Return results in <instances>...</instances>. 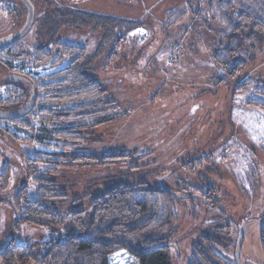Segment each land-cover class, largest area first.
I'll list each match as a JSON object with an SVG mask.
<instances>
[{
    "label": "rangeland",
    "instance_id": "1",
    "mask_svg": "<svg viewBox=\"0 0 264 264\" xmlns=\"http://www.w3.org/2000/svg\"><path fill=\"white\" fill-rule=\"evenodd\" d=\"M68 1L27 0L33 24L23 39L24 51L31 54L39 43L54 54V44L85 47V72L103 85L117 109L108 123L87 129L85 144L65 152L64 144L52 139V127L31 115L23 120L26 129L0 121L4 130L26 140L16 142L9 133H0V173L5 166L11 169L9 186L2 189L0 181V251L11 240L39 246L77 235L67 223L57 230L23 224L16 229L14 195L22 187L31 199L38 192L26 177L24 154L43 149L66 154L67 162L53 178L67 196L66 203L55 205L64 217L79 210L89 217L92 197L112 186L143 184L158 190L163 183L181 196L174 204L177 231L171 239V264H189L193 246L204 237L220 244L214 248L220 263L235 264L238 228L245 220L240 262L264 264V114L247 105L256 99L252 90L234 94L245 80L264 88V41L254 52L244 46L239 59L245 60V69L234 80L216 85L214 77L225 78L212 54L223 41L224 26L209 13L205 0ZM94 15V23H87ZM0 17L2 37L12 24ZM13 18L19 22V16ZM116 18L124 23L111 25L109 20ZM114 51L116 58L111 56ZM12 64V75L0 67V98L7 95L6 82L27 88L31 84L21 76L50 75L67 60L56 67L20 60ZM46 130L49 137L40 145L38 136L48 135ZM122 154L131 157L102 164L108 161L103 158ZM78 155L97 162L88 167L71 164ZM44 251L35 248L36 254ZM106 264L136 262L127 252H117Z\"/></svg>",
    "mask_w": 264,
    "mask_h": 264
},
{
    "label": "trees",
    "instance_id": "2",
    "mask_svg": "<svg viewBox=\"0 0 264 264\" xmlns=\"http://www.w3.org/2000/svg\"><path fill=\"white\" fill-rule=\"evenodd\" d=\"M205 1L212 17L224 26L223 41L212 54L213 62L225 78L214 77L213 81L216 85H222L234 80L245 69V60L239 59L244 46L254 52L264 41V0ZM95 16H91L87 23H94ZM96 19L95 23L100 21ZM85 23L83 20L80 25ZM109 23L116 25L124 22L116 18L110 19ZM119 46L120 42L117 41L115 51ZM51 48L57 52L54 54L43 46L32 50L31 54L16 51L15 59L27 61L36 67L46 64L56 67L65 60L67 64L50 75L36 79L21 76L29 80L31 85L27 88L22 87L21 83L17 85L14 80L6 82L7 95L0 98V120L17 129H26L28 127L23 120L31 115L42 126L52 127V139L63 143L62 151L65 152L74 149L77 144H85L87 129L108 123L117 107L108 99L103 85L85 72L89 59L85 47L60 43ZM115 51L111 54L114 58L117 55ZM4 69L13 74L10 67ZM250 90L256 99L248 100L247 105L264 114V88L260 84L245 80L234 89V94L246 95ZM2 132L9 133L16 142L26 141L0 127ZM46 132L48 135L38 136L40 145L42 140L49 137V131ZM24 155L26 177L36 183L38 192L31 199L26 188L22 187L14 195L13 202L19 213L16 229L23 224L50 226L57 230L67 223L77 235L63 242L50 240L39 246L31 243L21 246L11 240L0 251L1 264H106L109 257L117 252H127L136 264H171V239L177 231L174 228V204L180 198L162 189H145L143 184L116 185L92 197L89 217L83 210L70 212L64 217L55 210V205L66 203L67 196L59 192L53 178L67 162L66 154L42 149L32 155ZM134 155L137 156V153ZM130 157L122 154L103 158L108 161L102 164H111L115 160L122 163ZM69 162L88 167L95 164L97 158L78 155ZM10 175L11 169L5 166L0 173L2 189L9 186ZM175 193L179 195V192ZM261 226L260 246L264 253V220ZM218 245L211 237L201 238L192 248L189 264H222L214 251ZM36 247L45 249L44 253L36 254Z\"/></svg>",
    "mask_w": 264,
    "mask_h": 264
},
{
    "label": "flooded vegetation",
    "instance_id": "3",
    "mask_svg": "<svg viewBox=\"0 0 264 264\" xmlns=\"http://www.w3.org/2000/svg\"><path fill=\"white\" fill-rule=\"evenodd\" d=\"M29 11L27 0H0V16L4 15L12 24V29H9V31L2 34V37H0V67L3 70L6 67L11 68L13 65L12 63L17 60L15 59V55H17L16 51L26 53L24 51L23 39L26 34H28L29 28L33 24H31L32 17ZM14 16H19V22H13ZM20 35L22 36L19 39L11 43V40H14V38ZM39 45L40 46L37 47H41V43H39Z\"/></svg>",
    "mask_w": 264,
    "mask_h": 264
},
{
    "label": "water",
    "instance_id": "4",
    "mask_svg": "<svg viewBox=\"0 0 264 264\" xmlns=\"http://www.w3.org/2000/svg\"><path fill=\"white\" fill-rule=\"evenodd\" d=\"M21 36H22V35H20V36L14 38V40H11V43H13L15 40L19 39ZM161 185H162V190H163L165 193H167V194H169V195L171 194L172 196H175V197L181 199V196H180V195H178V194H176L175 192L171 191L170 189L166 188V186L163 185V183H162ZM11 201H12V200H11ZM12 202H13V201H12ZM13 204H14V203H13ZM14 206H15V204H14ZM247 222H248L247 220L242 221V222L240 223L239 228H238V236H237V239H238V240H237L236 245H235V248H234V250H235V253H234V262H235V264H241V262H240L241 247H242L243 240H244L243 238H244L245 228H246L245 225H246ZM253 264H255V263H253Z\"/></svg>",
    "mask_w": 264,
    "mask_h": 264
}]
</instances>
